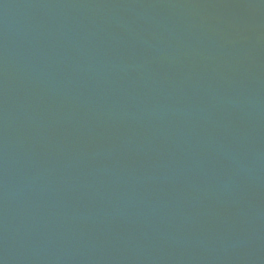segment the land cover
I'll list each match as a JSON object with an SVG mask.
<instances>
[{
  "label": "water",
  "instance_id": "obj_1",
  "mask_svg": "<svg viewBox=\"0 0 264 264\" xmlns=\"http://www.w3.org/2000/svg\"><path fill=\"white\" fill-rule=\"evenodd\" d=\"M0 264H264V0H0Z\"/></svg>",
  "mask_w": 264,
  "mask_h": 264
}]
</instances>
